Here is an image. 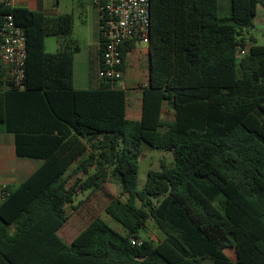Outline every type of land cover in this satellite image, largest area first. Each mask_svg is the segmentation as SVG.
<instances>
[{"label": "trees", "instance_id": "1", "mask_svg": "<svg viewBox=\"0 0 264 264\" xmlns=\"http://www.w3.org/2000/svg\"><path fill=\"white\" fill-rule=\"evenodd\" d=\"M259 6L229 0L220 17L217 0H150L148 81L141 117L129 120L125 89L98 76L102 38L89 87L76 89L72 14L0 0V29L11 15L26 39L23 87L0 68V133L13 137L16 157L40 161L6 186L0 264H264V37L243 36ZM139 41L121 47L123 59ZM143 144L170 152L173 165L149 170L138 191ZM110 179L119 196L104 192ZM77 191H103V212L126 234L96 216L63 240L67 207L83 203L73 205ZM149 221L163 239L132 245Z\"/></svg>", "mask_w": 264, "mask_h": 264}, {"label": "built area", "instance_id": "2", "mask_svg": "<svg viewBox=\"0 0 264 264\" xmlns=\"http://www.w3.org/2000/svg\"><path fill=\"white\" fill-rule=\"evenodd\" d=\"M149 1L92 0L101 16L100 31L104 40L102 69L98 76L113 88L125 89L121 47L134 39L147 44ZM4 3L13 7L12 0H4ZM25 60V34L15 25L12 16L8 15L0 29V68H4L6 72V81L19 89L23 87ZM6 194V186L0 185V203ZM131 244L140 245L141 239L133 238Z\"/></svg>", "mask_w": 264, "mask_h": 264}, {"label": "rangeland", "instance_id": "3", "mask_svg": "<svg viewBox=\"0 0 264 264\" xmlns=\"http://www.w3.org/2000/svg\"><path fill=\"white\" fill-rule=\"evenodd\" d=\"M50 1V0H49ZM56 1V0H54ZM59 1V10L63 14H72L74 13V37L78 40V44L82 47L81 53L74 54V77L76 85L84 81L85 73L87 72V66L85 63V57L87 55V50L84 45V38L88 34L92 35L93 27V17L90 15L91 10L89 9V15L87 19V25L83 26L80 22L81 20V11L78 10L76 5V0H58ZM218 1V14L220 17H227L229 15V0H217ZM74 10V12H73ZM243 36L245 38H253L257 43H261V39L264 37V9L259 6L257 9L256 17L253 20V26L248 30L243 31ZM46 51L52 52V46L54 45L55 38L48 37L46 39ZM16 161H23L17 159ZM31 165L37 161L35 160H25ZM173 165V156L170 152H165L159 149H153L145 144L142 146V154L138 159V175L136 181V190L140 191L146 182L147 172L149 170H159L161 164ZM73 169V166H72ZM78 176H82L79 174ZM14 186V185H10ZM104 192H107L113 196H119L120 187L118 183L110 179L108 183L104 185ZM104 192H95L92 194L81 193L77 191L75 201L73 205H76L79 201H83L81 206L77 210H72L70 206L67 207V216L68 221L60 230L59 235L63 240L69 243L73 237L81 230V228L89 222L93 217L99 216L107 225L118 232L121 235H125L126 232L123 227L115 222L111 217L103 212L105 205L108 200L104 195ZM124 199V197H122ZM142 239H151L154 242L163 239L164 235L155 228L153 221L147 223L146 231L140 233ZM226 255L230 260L234 261V251L232 249H227L225 251Z\"/></svg>", "mask_w": 264, "mask_h": 264}, {"label": "crops", "instance_id": "4", "mask_svg": "<svg viewBox=\"0 0 264 264\" xmlns=\"http://www.w3.org/2000/svg\"><path fill=\"white\" fill-rule=\"evenodd\" d=\"M12 5L13 7H23L43 12L49 16H58L63 14L59 10L58 0H12ZM75 7L81 11L80 22L83 26L87 25L88 15L90 14L88 12L89 9L91 10L90 15L93 17V33L92 35L88 34V36L84 38V45L87 50V55L84 59L87 66V72L85 73L84 81H82L79 85H76L75 82L73 58V86L76 89H86L89 87L90 67H99V49L102 38L100 31L101 16L93 6L92 0H76ZM72 16L74 24V13H72ZM72 38L78 43V40L74 37V25ZM46 39L45 49L47 44ZM58 48V41L55 38L54 45L52 46L53 51L49 53L56 52ZM81 52L82 47H80V51L78 53ZM123 80L126 91V118L129 120H139L141 117L142 88L147 85L148 81V50L145 43L141 41L137 42L134 49L125 55L123 64ZM17 159L21 158H18L15 155L13 137L8 134L0 133V185L10 186L18 184L30 175L40 164V161H37L32 165L31 163L25 161L32 159L24 158L21 159L23 161H16Z\"/></svg>", "mask_w": 264, "mask_h": 264}]
</instances>
